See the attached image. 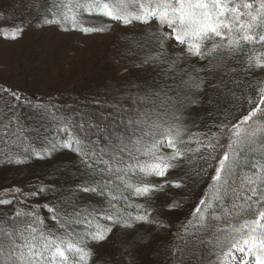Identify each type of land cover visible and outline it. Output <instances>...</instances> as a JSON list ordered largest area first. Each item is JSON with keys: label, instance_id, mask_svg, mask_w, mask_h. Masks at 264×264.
<instances>
[{"label": "snow or ice", "instance_id": "obj_1", "mask_svg": "<svg viewBox=\"0 0 264 264\" xmlns=\"http://www.w3.org/2000/svg\"><path fill=\"white\" fill-rule=\"evenodd\" d=\"M21 4L43 24H70L82 34L104 31L84 26V13L94 11L125 27L143 26L147 41L139 46L156 54L142 63L167 65L172 84L153 79L133 89L105 80L103 93L67 105L34 103L19 90L0 87V146L16 148L4 162L22 165L62 148L77 155L85 177L70 195L49 187L52 199L31 210H25V201L45 189L0 192V264H89V241H104L114 228L140 224L169 232L170 264H264V81L253 85L249 79L264 73V51L255 52L264 49V0ZM24 24L15 26L14 34L23 35ZM169 43L176 55L165 51ZM192 58L205 67L184 79L181 62L187 65ZM245 81L251 94L242 87ZM190 106L203 109V117L212 121L205 124L201 118L206 131L187 128ZM45 120L55 123L61 138H46L42 152L29 151L31 133L39 134ZM154 177L164 178L163 183ZM198 184L204 186L197 189ZM165 188L184 190L179 198L172 194L168 211L182 210L193 198L174 233L162 218L163 205L160 215L152 214V201ZM81 193L101 198L102 206L85 213ZM133 197L145 203L137 205Z\"/></svg>", "mask_w": 264, "mask_h": 264}, {"label": "trees", "instance_id": "obj_2", "mask_svg": "<svg viewBox=\"0 0 264 264\" xmlns=\"http://www.w3.org/2000/svg\"><path fill=\"white\" fill-rule=\"evenodd\" d=\"M101 3H108L109 0H100ZM129 11L134 9L129 8ZM0 19L7 23H26L41 25L42 21L36 19V14L30 13L26 7L21 4V0H0ZM83 20L84 26L102 28V32H93L85 35L107 34L113 32L112 29L116 22L108 21L107 18L102 17L93 12L91 16L84 13ZM60 29L68 28L70 32H80L79 29L73 31L70 24H61L58 26ZM143 27V26H142ZM125 32L115 33L111 35L114 39L113 42H105V55L107 62L115 67L127 69L126 75L121 79L107 80L109 83H119V87L133 89L138 88L145 82H151L153 79L168 82L172 84L170 73L167 65L161 67H150L148 64L142 63L146 56H154L156 53L149 47L141 48L139 45L147 41V37L141 35L145 29L143 27L140 31L132 30V26H128ZM139 42V43H137ZM167 46V45H166ZM167 53L176 55L175 47L166 49ZM62 51V50H61ZM264 51L257 47L256 53ZM247 55H253V51L246 50ZM64 53V52H63ZM66 54V53H64ZM48 56V61L43 66L42 83H48L43 91L27 92L24 88H18L12 85L0 84V87H8L19 90L20 92L33 98L34 103H48L49 100L58 102L61 105L73 104L75 101L82 99L83 95H92L97 91L103 93V87H91L81 95L73 94L70 90L71 81L68 72V63L65 56L61 55L59 49L52 51ZM246 58V57H245ZM187 59V58H185ZM205 67L204 62L198 61L197 58H192L187 65L181 62V68L184 71V79H188L191 75L195 77L197 73L194 69ZM228 67H231L229 65ZM253 85L258 82L264 81V73L257 72L255 77H249ZM174 86V85H173ZM245 92H249L247 81L242 83ZM203 109L190 106L185 114L187 121V128L192 132L206 131L205 127L200 124L203 118L205 124H209L206 117H203ZM26 115H31L27 109H24ZM61 138L60 133L56 129L55 123L45 120L39 134L31 133L30 147L25 145L29 151L42 152L46 147L47 140ZM195 145H193L194 147ZM16 152L14 146H0V192L12 187L21 188L22 192L28 193L36 189L43 188L44 192L39 193L35 197H30L25 203L29 206L42 205L52 199L51 194L47 193L49 187H55L58 193L63 190L64 193L71 194L70 189L81 184L83 176V165L72 151L57 149L51 156H44L42 159L35 157L28 159L22 165H9L4 161L7 155ZM172 172L170 176H174ZM154 182L163 183L164 178L154 177L151 178ZM204 185L198 184L197 189L202 188ZM172 194L179 198L184 195L183 189L165 188L162 192L158 193L154 200L152 214L160 215L159 208L164 206L162 218L165 221L171 222V232H176L178 225L184 221L192 208V197H189V203L183 207L182 210L168 211L167 205L170 202ZM8 198V197H4ZM79 200L83 206L84 212L96 209L102 206L101 198L91 194H79ZM134 202L144 204L143 198L133 197ZM11 208L12 206H7ZM23 208V205H20ZM120 207V205H117ZM135 214L134 209H130ZM41 215L47 217L48 213L42 207L40 209ZM51 225V221L47 220ZM95 223V221H94ZM101 225L107 224L106 221L101 220ZM79 230V229H78ZM172 242V236L167 230L161 231L155 228L154 225L140 224L131 229H113L104 241L93 242L89 241V248L93 253L89 264H170L168 261V248ZM131 253V255H130Z\"/></svg>", "mask_w": 264, "mask_h": 264}, {"label": "rangeland", "instance_id": "obj_3", "mask_svg": "<svg viewBox=\"0 0 264 264\" xmlns=\"http://www.w3.org/2000/svg\"><path fill=\"white\" fill-rule=\"evenodd\" d=\"M20 23H7L0 19V84L24 88L27 92L43 91V66L52 51L59 49L68 63L70 90L81 95L85 89L100 87L105 80L121 79L127 69L107 62L105 42H113L111 35L128 29L115 23L113 32L85 35L81 32L62 31L58 26L24 24L23 35L14 34ZM136 25L132 30L140 31ZM175 45L169 43L166 49ZM62 50V51H61ZM66 54H64V53ZM161 178V177H160Z\"/></svg>", "mask_w": 264, "mask_h": 264}]
</instances>
